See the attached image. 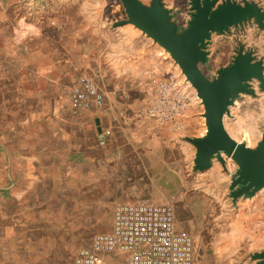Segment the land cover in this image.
Returning <instances> with one entry per match:
<instances>
[{
    "label": "crops",
    "instance_id": "0c3cea01",
    "mask_svg": "<svg viewBox=\"0 0 264 264\" xmlns=\"http://www.w3.org/2000/svg\"><path fill=\"white\" fill-rule=\"evenodd\" d=\"M248 1L264 12V0ZM117 3L0 0V264H73L81 246L110 229L116 205L138 200L174 208L201 264H256L264 188L226 194L236 169L229 159L225 172L214 160L193 168L185 138L205 135L201 110L159 122L146 115L177 69L135 26L116 25L124 19ZM161 4L177 31L187 26L190 0ZM255 24L212 32L206 50L221 46L232 58L243 48L264 61V27ZM80 75L102 91L101 106L74 111L69 94Z\"/></svg>",
    "mask_w": 264,
    "mask_h": 264
},
{
    "label": "water",
    "instance_id": "95a60500",
    "mask_svg": "<svg viewBox=\"0 0 264 264\" xmlns=\"http://www.w3.org/2000/svg\"><path fill=\"white\" fill-rule=\"evenodd\" d=\"M120 2L126 18L116 25L133 24L168 52L202 100L201 115L205 117L206 134L185 138L195 148L193 168L204 170L211 167L210 157L215 154V160L226 171L225 157H229L236 165L230 175V195L233 198L251 196L264 188V134L256 147H246L229 135L223 122L224 116L230 114L229 106L241 93H254L248 81L257 79L259 86L264 88V64L261 60L255 61L251 52L243 53L240 49L233 63L218 69L211 80L199 68V62L207 59L206 42L211 32L222 31L247 18H253L262 26L264 12L259 5L248 0H243L242 4L235 3V0H190L191 19L183 30L177 32L168 10L161 4L162 0H151L149 5L139 0ZM253 257L258 259L257 264H264V250L256 252Z\"/></svg>",
    "mask_w": 264,
    "mask_h": 264
},
{
    "label": "built area",
    "instance_id": "2783aa9c",
    "mask_svg": "<svg viewBox=\"0 0 264 264\" xmlns=\"http://www.w3.org/2000/svg\"><path fill=\"white\" fill-rule=\"evenodd\" d=\"M169 83L160 82L146 115L156 121L174 120L185 105L180 97L169 94ZM74 111L101 106L103 93L95 82L80 75L70 90ZM110 131L98 136L103 140ZM117 258H124L119 262ZM73 264H201L194 252L192 236L175 227L174 208L165 203L134 201L113 209L110 229L96 234L81 246Z\"/></svg>",
    "mask_w": 264,
    "mask_h": 264
},
{
    "label": "rangeland",
    "instance_id": "374dc122",
    "mask_svg": "<svg viewBox=\"0 0 264 264\" xmlns=\"http://www.w3.org/2000/svg\"><path fill=\"white\" fill-rule=\"evenodd\" d=\"M222 1H224V0H221L219 2H222ZM242 1H239V2L235 1V3L237 2V3L242 4L243 3ZM116 2H118L117 5L120 6V8L123 11L124 18H126V14H125V11L123 9V6L120 4L121 3L120 0H116ZM254 23H256V22L254 21L253 18H247V19L243 20L240 24L230 25V26H228V28L232 27V26H238V25L242 26V24H244V25L250 24L253 26ZM255 25H257L259 28H263L264 27V20L262 21V26H259L257 23ZM179 31H181V30H179ZM179 31H177V32H179ZM144 35H146V34L144 33ZM237 35L239 36V39H240L241 35H242V29L240 30L239 33H237ZM255 37H254V35L252 36V38H255ZM214 38H215V35H213L212 40ZM208 41H209V39L207 40V42ZM222 42H224V41H220L219 45H222L223 44ZM235 42H236V39H235ZM207 47L208 46L206 44V49H207ZM219 49H221V46H219L217 50L213 51L212 54H209V51L207 50L208 51L207 59L204 62H199V68L201 69L202 73L205 75V77L207 79L211 80V79L215 78V77L211 78V76H214V75H212L213 70H216L217 68L218 69L226 68L229 65H231L233 63L235 56L237 55V52L240 49L242 50L243 53L251 52V54L254 56L255 61L261 60L262 63L264 64V61L262 59L257 58V56L254 55V53L252 51H248V50L245 51L243 48H238L237 51L235 50V55H233L232 58H226V57L222 56V52ZM166 54L168 55V57L172 61V64L176 67L177 76H178L176 79H173V80L169 78L170 79L168 82L170 85L169 94L171 96L180 97V99L182 100V102L185 105V110H184L185 114L191 113L193 111H196V113H197V110H201L200 113L202 114L203 106H202L200 99L198 97H196L195 90L188 83L185 76L181 73L178 65L173 61V59L168 54V52H166ZM216 73H217V71L215 72V76H216ZM263 76H264V70H263ZM248 82H249L250 87L254 90V93L253 94L241 93L239 98H237L234 101V103L229 106L230 114L224 116L223 122H224V126H225L226 131H228V133L231 134V137L233 139H235V141H237V142L241 141L247 147L254 148V147H256L257 143L261 140L262 135L264 134V88H261L259 86V82L257 79L253 78ZM183 83H184V87L182 88L181 84H183ZM193 105H195V107H197V108L193 109ZM204 119L205 118L202 116L203 121H204ZM204 127H205V124H204ZM205 133H206V127H205ZM187 143H189V142H187ZM225 159H229V157L228 158L225 157ZM213 160L215 162H217V160H215V157L212 158V161ZM229 160H231V159H229ZM231 162H232V160H231ZM212 165H213V163H212ZM230 183H231V176H230V178L227 179L226 185L224 187V192L226 194L229 193V195H230V191H231ZM194 252H195V256H196V254L198 252V247L196 246L195 242H194ZM258 252H260V251H258ZM253 255H252V259L256 260V262L258 263V259L254 258ZM117 260L119 262H124V258H117ZM249 264H251V263H249Z\"/></svg>",
    "mask_w": 264,
    "mask_h": 264
},
{
    "label": "bare ground",
    "instance_id": "6f19581e",
    "mask_svg": "<svg viewBox=\"0 0 264 264\" xmlns=\"http://www.w3.org/2000/svg\"><path fill=\"white\" fill-rule=\"evenodd\" d=\"M184 76H185V74L184 73H182ZM185 78H186V76H185ZM187 80V79H186ZM188 81V80H187ZM188 83H189V81H188ZM190 85H191V83H189ZM192 86V85H191ZM192 88L195 90V93H196V89L192 86ZM196 97H198L197 96V94H196ZM199 98V97H198ZM200 99V101H201V103H202V100H201V98H199ZM205 118V117H204ZM206 131H207V129H206ZM206 134V133H205ZM237 142V141H236ZM238 144L239 143H242L241 141H239V142H237ZM244 144V143H243ZM245 145V144H244ZM246 146V145H245ZM247 147V146H246ZM224 156V155H223ZM213 157H215L216 158V156H215V154H213L211 157H210V161H212V158Z\"/></svg>",
    "mask_w": 264,
    "mask_h": 264
}]
</instances>
